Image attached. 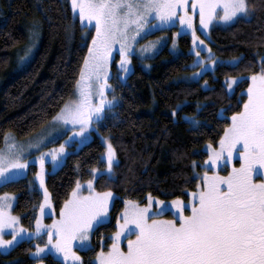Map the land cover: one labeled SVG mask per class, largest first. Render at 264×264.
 <instances>
[{
  "label": "trees",
  "instance_id": "1",
  "mask_svg": "<svg viewBox=\"0 0 264 264\" xmlns=\"http://www.w3.org/2000/svg\"><path fill=\"white\" fill-rule=\"evenodd\" d=\"M249 2L256 5L250 16L211 27L207 44L213 58L222 61L199 79H189L197 67L192 66L196 57L190 51V34L179 36L175 51L169 40L146 66L135 58L134 69L124 82L115 75L111 92L117 98L115 107L107 110L90 141L77 148L72 145L63 164L47 174L46 186L59 214L77 181L92 179L93 168L104 170L103 138L116 151L112 178L101 174L93 182L97 191L111 190L115 198L110 219L97 225L93 245L81 251L84 264H96V252L108 249L125 200L146 203L149 194L164 201L177 196L188 200L189 193L196 191L200 176H193L203 171L207 144L218 145L232 113L240 111L247 98V78L264 66V7L260 0ZM176 29L171 26L151 36ZM93 32L81 27L78 15L74 18L70 0H0V147L5 133L24 140L40 132L73 97ZM32 33L34 46L23 53ZM196 34L201 36L197 28ZM21 58L24 66H18ZM234 58L239 63L232 66L227 60ZM226 77L243 79L229 90ZM189 118L197 123H189ZM34 167L0 186V195H15L13 211L28 229L35 227L42 200L40 190L33 186ZM37 243L43 245L45 236L23 239L9 251H0V264H39L41 260L62 264L50 253L37 259Z\"/></svg>",
  "mask_w": 264,
  "mask_h": 264
},
{
  "label": "snow or ice",
  "instance_id": "2",
  "mask_svg": "<svg viewBox=\"0 0 264 264\" xmlns=\"http://www.w3.org/2000/svg\"><path fill=\"white\" fill-rule=\"evenodd\" d=\"M191 3L194 10L199 9V24L204 30L214 21L227 23L238 14L250 16L256 8L249 0H191ZM260 6L264 7V0H260ZM71 8L74 18L78 15L81 27L92 25L95 32L79 69L74 98L66 101L51 118L52 124L72 131L58 148L40 151L39 156L33 158L39 161L35 177L41 187L46 158L57 161L59 155L65 153V145L76 138H80L81 143L86 142L89 132L97 130L95 126L105 119L107 110L115 107L117 98L106 96V90L114 91L108 82L114 48L119 55L118 69L128 73L132 55L151 52L163 38L142 45L138 50L136 41L147 34L148 28H155L157 23L161 27L174 25L178 17L179 24L191 30L190 51L196 57L192 66H199L192 76L198 78L209 64L219 63L213 58L211 48L196 34L193 17L187 11V0H71ZM150 20L153 23L150 24ZM196 49L206 52L207 56L202 58L201 51ZM229 63L235 66L239 58ZM241 79L226 77L227 89L231 90ZM247 79L250 82L242 109L232 113L219 146L207 144L208 156L201 165L205 171L193 176L195 179L199 175L200 181L196 191L189 193L192 199L186 203L177 196L170 202V207L175 209L173 219L163 218L161 206L166 202L150 194L144 205L125 200L123 223H120L121 218L117 219V230L111 236L107 251L102 247L96 252L98 264H264V178L254 179L255 172L264 170V66ZM188 122L197 123L194 118H189ZM62 134L56 133L57 136ZM55 138L49 133L47 138L41 134L27 142H18L10 133H5L3 147H0V186L25 175L29 160L24 156L30 155L32 150L39 151ZM103 139L106 169L91 170L93 178L86 182L87 195L82 193L80 182H76L68 199L63 201L59 219H54L52 224L42 222L45 205L50 203L46 188L44 202L39 206L41 213L30 234L20 225V218L9 211L12 194L0 195V247L38 238L46 231V243L34 245L37 259L48 249L59 254L64 264L81 260L72 242L79 241L82 248L88 247L90 233L105 221L109 199L113 196L111 190L97 192L93 188V180L99 175L112 178L113 165L117 163L112 143L108 138ZM234 152L239 154V167L233 166L227 175H220L214 169L221 161L231 162ZM192 166L196 167L195 161ZM209 167L213 169L211 172ZM186 209L188 214H185ZM6 229L11 230V239H4ZM133 232L135 238L127 240V250H124L121 237ZM39 264H43L42 260Z\"/></svg>",
  "mask_w": 264,
  "mask_h": 264
},
{
  "label": "rangeland",
  "instance_id": "3",
  "mask_svg": "<svg viewBox=\"0 0 264 264\" xmlns=\"http://www.w3.org/2000/svg\"><path fill=\"white\" fill-rule=\"evenodd\" d=\"M188 1L189 0H187V6H188ZM70 2H71V0H70ZM178 11H182L181 9H178ZM189 14H191L192 15V17H193V25H194V27L195 28H197L198 30H199V32H200V34H201V36H199L202 40H204L205 41V44L207 45V47H208V42L207 41H209L210 40V30H211V27L213 26V25H215V24H229V23H231V22H233L237 17H239V16H242V14H238V16L236 17V18H234L232 21H229V22H227V23H225V22H223V21H214L212 24H210L209 25V27H208V29L207 30H204V29H202V27L200 26V24H199V9H198V7L194 10L193 8H192V5H191V10L189 11ZM176 19V23L174 24V25H166V26H159L158 25V23H157V26L155 27V28H148L146 31H147V34L146 35H142V38H139L137 41H136V43H135V48L138 50L139 48H140V46H142V45H146V44H148L149 42H154V41H157L158 40V38H163L162 40H159V42L156 44V46L152 49V51L151 52H147V53H144V54H142V55H140V54H133L132 55V57H131V65H130V71L128 72V73H124V72H122V71H120L119 69H118V66H117V63H116V61H118L119 60V55H118V53H117V48H114V50H113V54H114V59H113V62L111 63V66H110V79H109V84H111L112 85V87H114V83H113V79H115V78H113L115 75H117V78L120 80V81H122V82H124L126 79H127V77H128V75L133 71V69H134V60H135V58L138 60V62H140L142 65H148V59L149 58H151V57H153L162 47H164L166 44H167V42H169V40H171V42H170V49L171 50H173V51H175V50H177L178 49V45H177V40L179 39V36L181 35V34H190L191 35V30H189V29H187L186 27H184V26H181L180 24H179V19H178V17H176L175 18ZM94 23V22H93ZM149 23L151 24V23H153L151 20L149 21ZM171 26H177V29L176 30H174V31H172L171 33H169V32H165V33H162L161 35H159V36H151V34H153L154 32H156V31H158V30H161V29H165V28H169V27H171ZM87 29H93L94 30V32H95V29H94V27L92 26V25H89L88 27H86ZM94 32H93V34H94ZM174 34H175V36H174ZM34 37H35V34L34 33H32V34H30L29 35V42H28V46H25L23 49H22V52L24 53V50H25V52H29V51H31L32 50V48H33V46H34V44H33V46L31 45L32 44V39H34ZM175 39V45L173 44V40ZM91 42V41H90ZM32 46V47H31ZM30 47H31V49H30ZM118 47V46H117ZM26 48V49H25ZM30 49V50H29ZM199 51H201L200 49H199ZM202 52V51H201ZM206 53V52H205ZM30 54V53H29ZM205 55H207V53L205 54ZM27 56H28V53H26V56L24 57V64L26 65V63H27ZM201 57L203 58V57H206V56H203V55H201ZM216 59V58H215ZM216 60H218L219 62H221L222 60L221 59H216ZM228 62H230V61H232V60H227ZM218 63H216L215 65H211V64H209V66L206 68V69H204V71H203V74L206 72V71H208V70H213L215 67H216V65H217ZM21 66V65H23V59L21 58V59H19V61H18V66ZM24 66V65H23ZM199 66L197 65V67L195 68V70L194 71H192L191 73H190V76H191V78H189V79H192V80H197V79H199L200 77H201V75L198 77V78H194L193 76H192V73L193 72H196L197 71V68H198ZM23 68V67H22ZM21 68V69H22ZM202 74V75H203ZM189 76V77H190ZM76 91V90H75ZM246 91H247V88H246V90H245V93H246ZM112 90H106V96H107V98L108 99H111L112 98ZM75 94V93H74ZM74 98V95H73V97L71 98V99H73ZM96 127V126H95ZM71 128H69L67 131H64L63 130V128H62V126H60V125H56V124H52L51 123V125H49V126H47V127H45V129L44 130H42L41 131V133H39V135H41V134H43V135H45L46 136V138L48 137V135H49V133L51 134V136H53V137H56L54 140H56V143L55 144H52V145H50L49 143L50 142H47V143H45L44 144V146L39 150V151H35V150H32L31 151V153H30V155H25L24 156V159H26V160H29V164H28V167H27V170L25 171L26 172V174L28 173V171H29V169H30V167L32 166V165H35V167H34V173H33V186H36L39 190H40V192H41V195H42V200H41V203H43L44 202V188H46L47 189V192H48V194H49V190H48V188H47V186H46V178H44V185H43V187H41L40 185H39V181H38V179L35 177V173L39 170V168H40V165H39V161L38 160H35V159H33V158H35V157H38L39 156V152L40 151H43V152H47L49 149H53V148H58L59 147V145L61 144V143H63L66 139H68V137H69V135H70V133H71ZM57 132H62L63 134L62 135H59V136H57L56 135V133ZM12 136H14V138L18 141V142H27V141H29L30 140V138H28V139H20V138H17L14 134H12V133H10ZM38 136V135H37ZM37 136H35V138L37 137ZM93 138V131H91V132H89V134H88V139H87V141L86 142H88V141H90L91 139ZM31 139H34V137H31ZM76 141H78V144H81V142H80V138H76L75 139ZM51 141V140H50ZM86 142H84V143H86ZM84 143H82V145L84 144ZM81 145V146H82ZM68 146H69V144H66L65 145V149H68ZM219 146V144L218 145H216V146H213V147H218ZM80 147V146H79ZM239 147V146H238ZM206 149H207V146H206ZM105 153H106V150H105V152H104V154H103V159L105 160V162H106V159H105ZM48 158H50V157H48ZM59 158V157H58ZM46 160H47V158H46ZM116 161H117V157H116ZM46 163H48V164H46V168H45V170L46 171H48V170H50L49 168L51 167V165L50 164H52L53 165V161L52 160H49L48 162H46ZM239 164H240V159H239V154L238 153H236V152H234V155H233V159H232V161L231 162H229V163H225V162H223V161H221L219 164H218V166L216 167V169H214L215 171H218L219 173H220V175H227V173H228V171H230L231 170V168L233 167V166H235V167H239ZM115 165V164H114ZM114 165H113V167H114ZM45 167V166H44ZM104 169H106V165H105V167H104ZM44 170V172H46ZM213 169L211 168V167H209V169H208V171H212ZM51 171H55V170H51ZM205 171V169L203 168V171H202V173ZM201 173V174H202ZM25 174V175H26ZM113 175V171H112V173H111V176ZM22 176H24V175H21L20 177H22ZM19 178V177H18ZM262 178H264V170H258L257 172H255L254 173V179H256V180H259V179H262ZM87 182V181H86ZM86 182H84V183H86ZM80 183H82V182H80ZM87 185V184H86ZM93 188H94V186H93ZM86 189H87V186H86ZM94 190L95 191H97L95 188H94ZM89 191V190H88ZM97 192H99V191H97ZM193 192V191H192ZM191 193V192H190ZM87 195V194H86ZM12 196H13V200L11 201V208L9 209V211L11 212V214L12 215H14V216H18L16 213H14V211H13V207H14V204H15V195H13L12 194ZM114 198H115V196H114V194H113V196L109 199V211H108V213H107V217H106V219H105V221H108L109 219H110V216H111V208H112V206H113V203H114ZM153 198H155V197H153ZM182 199V198H181ZM192 199V197L189 195V198H188V200H184V199H182L184 202H188V201H190ZM129 201H135V200H131V199H128ZM49 201H50V203L49 204H47V205H45V209H44V214H43V216H42V222L44 223V224H48V225H50V224H52V221L54 220V219H59V214H56V212H54V214H51L50 213V211H51V198H50V194H49ZM164 201V200H163ZM172 200H170V201H165L166 202V204L164 205V206H161V207H163V218H166V219H173V218H175L174 217V212H175V209H173V208H171L170 207V202H171ZM137 203H139L138 201H136ZM147 202H148V200H147ZM146 202V203H147ZM40 203V204H41ZM146 203H139L140 205H144V204H146ZM124 207H125V204H124ZM123 207V208H124ZM155 205H153V208L155 209ZM54 210H55V208H54ZM40 213H41V209L39 208L38 209V212H37V216L38 215H40ZM185 214H188V210L186 209L185 210ZM19 217V216H18ZM48 217H51V219H49ZM122 217V210L120 211V214H119V217L118 218H121ZM104 221V222H105ZM179 221H178V219H177V223H178ZM19 223H20V225H22L21 224V222H20V220H19ZM103 223V222H102ZM120 223H123V220H122V218L120 219ZM23 226V225H22ZM116 226H117V222H116ZM97 227V226H96ZM95 227V228H96ZM129 227H132V226H129ZM23 228L24 229H26V230H28V232L29 233H31L32 232V230L33 229H28V228H26L25 226H23ZM94 228V229H95ZM94 229L91 231V233H90V237H89V240L86 242L87 243V245H88V247L87 248H82L81 246H80V242L79 241H73L72 242V244H73V250L75 251V252H77L78 253V255L80 256V258H81V260L80 261H78V262H76V264H84V262H83V255H82V253H81V251L82 250H86V249H88V248H90L92 245H93V241H92V238H93V231H94ZM117 230V229H116ZM10 229H6L5 230V236H4V239H11V235H10ZM116 232V231H115ZM114 232V233H115ZM125 233H127V229H125ZM45 236V243H46V241H47V232L45 231V232H43V234L42 235H40V236ZM113 235V234H112ZM39 236V237H40ZM135 238V233L133 232L132 234H130V235H122V237H121V241H120V243H121V247L124 249V250H127V240L128 239H134ZM19 241H21V240H18V242ZM17 242V243H18ZM16 243V244H17ZM44 243V244H45ZM112 243V242H111ZM16 244H14V245H16ZM43 244V245H44ZM111 245V244H110ZM13 247V246H12ZM0 251H2V252H7V251H9L8 249L7 250H4L2 247H0ZM105 251H107V249L105 250ZM47 253H50V254H52L55 258H57L58 260H60V262H62V264H64V262H63V259H62V257L59 255V254H56V253H54V252H52V251H49L48 249H46L45 250V253H42V254H39V257H41V256H43L44 254H47ZM36 255V254H35ZM37 256V255H36ZM95 262H96V264H98V261H96V259H95Z\"/></svg>",
  "mask_w": 264,
  "mask_h": 264
},
{
  "label": "crops",
  "instance_id": "4",
  "mask_svg": "<svg viewBox=\"0 0 264 264\" xmlns=\"http://www.w3.org/2000/svg\"><path fill=\"white\" fill-rule=\"evenodd\" d=\"M50 125H51V123H50ZM49 126V125H48ZM47 127V126H46ZM45 129V128H44ZM44 129H42V130H44ZM41 130V131H42ZM41 131L40 132H38V133H36V134H34L33 136H31V137H34L35 138V136H37V135H39V133H41ZM31 137H30V139H31ZM56 143V140H54V139H52L51 141H50V145H52V144H55ZM72 145H74L76 148L77 147H79V146H81L82 145V143L81 144H78V141H76L75 139L69 144V146H68V149H65V153L64 154H60L59 155V158H58V160L57 161H55V162H53V165L52 164H50L51 165V167L49 168L50 170H48V171H46L45 170V168H46V164H48V163H46V162H48L49 160H51V158H47V160H45V164H44V170L46 171V172H44L45 174H44V178H46V176H47V174L49 173V172H53V171H51V170H57L62 164H63V162L65 161V158H66V156H67V154L69 153V151H70V147L72 146ZM27 170V169H26ZM25 170V171H26ZM99 171V170H98ZM93 182H94V180H93ZM81 184V186H82V193L84 194V195H86V194H88V188L86 189V183H84V182H82V183H80ZM50 194V193H49ZM50 198H51V195H50ZM54 212H55V210H54V204H53V201H52V199H51V211H50V213L51 214H54ZM29 233V232H28ZM30 234V233H29ZM5 236V235H4ZM27 239V238H26ZM18 242V241H17ZM16 242V243H17ZM15 243V244H16ZM15 246V245H14ZM13 246V247H14ZM12 246H10V247H2L4 250H10V249H12L13 248Z\"/></svg>",
  "mask_w": 264,
  "mask_h": 264
},
{
  "label": "flooded vegetation",
  "instance_id": "5",
  "mask_svg": "<svg viewBox=\"0 0 264 264\" xmlns=\"http://www.w3.org/2000/svg\"><path fill=\"white\" fill-rule=\"evenodd\" d=\"M191 5H192L191 0H189L188 1V6H187V11L188 12L191 10Z\"/></svg>",
  "mask_w": 264,
  "mask_h": 264
}]
</instances>
